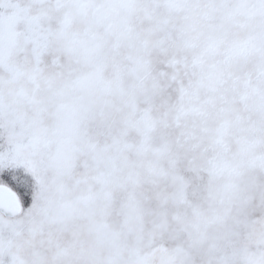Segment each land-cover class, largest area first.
Returning <instances> with one entry per match:
<instances>
[{"label":"snow or ice","instance_id":"1","mask_svg":"<svg viewBox=\"0 0 264 264\" xmlns=\"http://www.w3.org/2000/svg\"><path fill=\"white\" fill-rule=\"evenodd\" d=\"M0 264H264V0H0Z\"/></svg>","mask_w":264,"mask_h":264}]
</instances>
